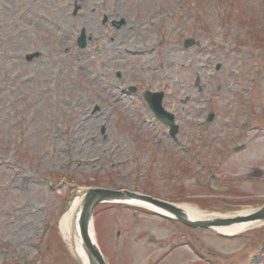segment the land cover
I'll return each instance as SVG.
<instances>
[{
    "label": "rangeland",
    "instance_id": "374dc122",
    "mask_svg": "<svg viewBox=\"0 0 264 264\" xmlns=\"http://www.w3.org/2000/svg\"><path fill=\"white\" fill-rule=\"evenodd\" d=\"M260 1L185 0L181 6L183 0H0V53H4L0 55V264H73L59 228L60 212L68 198L84 187L116 185L134 190L148 186L156 197H170L172 189L156 188L167 179L172 182L175 162L187 165L188 171L176 182L185 195H195L187 204L202 213L252 211L264 203V15L260 11L264 3ZM88 3L92 17L87 14L86 18ZM172 10L176 16L169 19L165 13ZM100 11L106 17L102 25ZM224 11L222 35L215 17ZM156 13L166 18L159 20ZM112 22H119L120 27L115 29ZM246 22L252 26L250 34L235 45L231 61L230 52L221 48L213 52L209 47L213 39L236 42ZM81 26L85 28L83 48L76 45ZM251 33L260 37L258 53L240 47L247 42L251 46ZM186 37L197 45L184 49ZM35 51L39 56L31 63L23 59L22 54ZM217 62L222 66L213 74L211 64ZM117 70L121 79L115 77ZM124 79L138 89L150 86L166 93L164 106L177 114L180 124L177 138L166 137L164 126L152 118L137 92L116 103L111 99ZM88 102L106 109L115 103L105 128L86 129L73 147L69 139L77 125L72 122L51 140V126L65 127L68 116L79 117L72 104ZM210 103L216 117L198 131L196 125L204 121L203 110ZM241 106L247 108L243 116L235 113ZM53 111L57 118L51 117ZM227 115L235 117L234 127L233 122L232 127H223ZM241 120L244 124L235 129ZM64 140L67 145L59 142ZM239 143L241 148L233 150V144ZM219 148L225 152L217 154ZM216 156L222 157L219 164ZM206 159L209 162L204 164ZM162 169L169 176L163 177ZM43 175L52 180L51 187ZM135 215L138 223L129 211L122 212L116 226L108 213L94 221L96 240L112 264L195 260L188 247L180 245L184 240L176 226H162L157 217ZM14 225L34 228L11 240ZM114 228L119 231L117 247L120 240H133L129 254H117ZM147 234L156 241L149 243ZM188 234L193 242L192 235H196L195 249L202 258L222 264H247L251 259L252 264H264V234L259 239L226 241L208 230ZM50 237L63 242L65 257L59 245L42 253ZM172 245L180 249L175 256L174 250L166 256ZM33 252L39 255L31 261Z\"/></svg>",
    "mask_w": 264,
    "mask_h": 264
},
{
    "label": "bare ground",
    "instance_id": "6f19581e",
    "mask_svg": "<svg viewBox=\"0 0 264 264\" xmlns=\"http://www.w3.org/2000/svg\"><path fill=\"white\" fill-rule=\"evenodd\" d=\"M89 16H91V13H88ZM129 25H126V28H128ZM85 113H81V121L80 124L84 126L81 131L84 132L86 129H90L91 131H94L97 127L100 125V117H95V116H89L87 117V114L89 112V109L84 110ZM81 136L80 132H77L75 134V137ZM137 204H143V203H137ZM76 207V201L70 203V209L67 211V213L63 214L62 218L60 219L59 227L60 230L64 236V238L69 242L71 246V250L74 253L75 256L80 255V237L78 234V229H77V213H73V208ZM188 213L187 216L189 218H198L199 213L195 209H190L187 208ZM248 225L247 224H239L238 226H233L230 229H224L222 231L224 232H236L239 231L242 226ZM34 228V225H26L25 227H20L18 225H14L11 228V234H12V239L11 240H17L18 236L20 235H27L26 230H32ZM26 243V242H25ZM24 243V245H25ZM23 245V246H24ZM23 251V250H22ZM83 260V263H85L84 258L81 257Z\"/></svg>",
    "mask_w": 264,
    "mask_h": 264
},
{
    "label": "water",
    "instance_id": "95a60500",
    "mask_svg": "<svg viewBox=\"0 0 264 264\" xmlns=\"http://www.w3.org/2000/svg\"><path fill=\"white\" fill-rule=\"evenodd\" d=\"M98 191L95 190H91L89 191V195L87 196V198H90L89 200L85 201L83 204V210L81 211V217H80V228H81V234H82V238H83V249L86 253V255L89 257V261L90 264H103L101 259L99 258L98 254L96 253L94 247L90 244V241L87 238V225H88V215L90 213V207L92 206L94 203H96L97 200H91V198H94L96 196V193ZM172 212L183 222L189 223L188 221H186L184 215H182L181 213H179L178 211H173ZM259 218V219H264V208L259 211L258 213L248 217V219L251 218ZM229 221L228 220H215L213 222H209V223H195L198 224L201 227H205L207 225H226L228 224ZM190 224V223H189Z\"/></svg>",
    "mask_w": 264,
    "mask_h": 264
}]
</instances>
